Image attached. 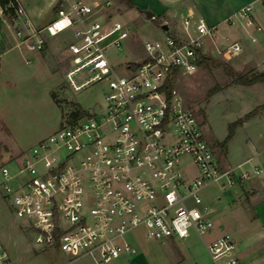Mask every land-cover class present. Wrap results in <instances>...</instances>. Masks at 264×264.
Listing matches in <instances>:
<instances>
[{"label": "built area", "instance_id": "obj_1", "mask_svg": "<svg viewBox=\"0 0 264 264\" xmlns=\"http://www.w3.org/2000/svg\"><path fill=\"white\" fill-rule=\"evenodd\" d=\"M112 6L113 0H60L53 16L36 27L18 0L0 3V15L22 20L15 32L30 51L43 49L47 36L72 29L66 76L75 90L106 83L101 110L61 119L13 170L0 166L1 195L34 243L69 259L89 256L95 264H117L121 256L135 254L128 234L160 240L185 238L193 230L202 236L214 220L200 190L213 182L223 190L262 172L259 165L244 167L245 161L239 170L223 167L174 85L178 73L197 70L203 55L229 59L243 49L242 41L190 12L181 17L179 30L167 27L161 38L141 39L143 56L120 71L107 49L124 47L130 28ZM237 21L251 42L264 34L253 3L226 17L228 24ZM82 70L87 76L76 81ZM205 247L207 264H264L242 259L228 232ZM0 264H15L1 241Z\"/></svg>", "mask_w": 264, "mask_h": 264}, {"label": "rangeland", "instance_id": "obj_2", "mask_svg": "<svg viewBox=\"0 0 264 264\" xmlns=\"http://www.w3.org/2000/svg\"><path fill=\"white\" fill-rule=\"evenodd\" d=\"M113 1L114 5L111 10L120 20L128 24L131 29L130 45L137 53H133L132 49L126 46L120 49L108 47V56L114 61L116 67L122 70V65L131 61L123 62L126 58L137 56L136 59H138L143 55L141 39H158L163 36L160 27L155 24L161 22L162 18L160 16H156L155 19L148 18L143 13H139L140 6L148 4L158 15L157 0H129L131 7L119 0ZM241 1L206 0L202 2V7L215 11V9L224 7L226 3L235 5ZM179 5H183L182 1ZM56 7L57 4H53L44 8L43 18L40 21L44 23L49 16L54 14ZM8 19L14 21L9 15ZM17 28L16 24L12 25V30L15 31ZM211 56L214 60L210 61L207 66L199 65L193 72L178 73L174 85L185 105L196 115L204 135L211 142L219 160L226 147L219 145L218 142L227 135L229 123L252 108L258 107L257 112L250 116L252 118L250 128L246 125L239 128L238 124L236 128L234 127L236 132L229 145L228 158L229 164L233 166L236 162H242L246 156L254 153L257 147L264 145V106H260L264 103V81L252 84L236 83L232 81L230 72L236 74L249 73L251 70L260 71L256 69L260 60L256 56L250 62L243 63L241 60L236 62L237 57L233 56L229 59L214 54ZM18 58L22 64L18 72L9 73L8 70L2 68L4 71L0 73V166L6 164L12 170L16 166V161L20 160L26 150L51 130L57 128L61 119L76 117L78 107L86 111L79 115L101 108L106 89L104 82L93 81L75 90L69 84L64 71V67L68 64L65 53L60 56L53 54L52 68H46L45 65L30 59L27 54L23 58ZM86 76L87 72L84 70L75 74V78L78 79ZM210 89L214 90L209 92ZM258 162L263 166L260 159ZM250 163L251 161H247L243 166L248 168ZM189 168L195 172L191 163ZM229 189L230 187L222 190L215 182L205 185L200 190L203 203L210 207L215 206V202L219 201L222 194L227 196L230 193L227 191ZM214 225L215 222L202 236L206 239L211 238L215 230ZM32 236V232L24 227L23 219L12 212L0 190V241L15 264H95L89 257L69 259L65 253L57 249L41 248L34 243ZM202 236L192 234L188 238L174 239L169 244L146 239L141 234H137L134 240L137 247L136 254L128 256L125 260L120 258L118 261L119 264H168L178 259L174 250L172 252L170 249L178 248L185 252L184 260L187 264L194 262L207 264L208 255ZM126 238L132 240L129 234ZM252 260L258 262L256 259Z\"/></svg>", "mask_w": 264, "mask_h": 264}, {"label": "crops", "instance_id": "obj_3", "mask_svg": "<svg viewBox=\"0 0 264 264\" xmlns=\"http://www.w3.org/2000/svg\"><path fill=\"white\" fill-rule=\"evenodd\" d=\"M18 1L24 7L26 11V15L29 17L32 24L38 27L45 24L53 16L52 14L46 19L44 23L41 22L40 20L43 18L42 10L44 8L52 6L53 4L58 5L60 0H18ZM84 1L91 3V2L103 1V0H84ZM180 1H182L183 5H179ZM203 1L206 0H157L156 7L159 11L158 15L155 14L154 8L148 4H143L142 6H140L139 13L140 14L143 13L142 12L143 9H149L154 12L155 18L156 16H160V18H162L161 19L162 21L155 24L160 27L161 34H163L166 30V28L163 27V24H166L167 27L171 30L174 31L179 30L181 17L187 13L193 12L196 14L203 15L209 23L218 24L220 26L221 33L228 34L232 38H239L242 41L243 49L238 54L233 55L234 58L237 57L235 60L236 62H238L239 60L243 61V63L250 62L254 57L257 56L260 62L256 69L263 70L264 69V34H259L256 42H251L246 37L239 22L237 21L235 24H228L226 22V17L230 15L232 12H234L236 9H238L239 7L247 3H253L254 16L256 20L260 23H264V5L258 2L257 0H242L241 2L235 5L232 4L230 5L226 3V5H224V7H222L221 9H215V11L213 10L211 11V9H208L207 7L206 8L202 7ZM192 3L193 6H191ZM113 5H114V1H113ZM180 13H184V14H180ZM166 17L172 20H169ZM13 20H14L13 22L10 21L7 15H0V23H1L0 24V73L4 71V69L2 68L8 70L9 73L18 72L17 71L18 68L21 69L22 67L21 62L18 61L19 59L18 57L23 58L25 54H27V56L30 59H34L37 62L45 65L46 68H52L53 54H57L58 56H60L62 55V53H65V55H67V62H68V64L64 67L65 73L72 67V54L67 49V44L74 38L72 29H67L53 36H47L46 44L43 49L39 51H30L26 48L24 44H19L18 42L19 39L15 32L16 30L15 31L12 30V25L16 24L18 28L24 26L22 20L20 18H17V20L16 19ZM130 39H131V29H130V35L126 39L124 46H126L130 50L132 49L131 51H133L134 53L135 50L130 45ZM135 54L137 53L135 52ZM143 54H144V50H143ZM141 57H139L138 59H140ZM136 58L137 56L128 57L123 62H125L126 60L128 61L131 60L130 62H134L138 60ZM108 59L114 66H116L114 61H112V59L109 56ZM122 67L124 68V65H122ZM51 70L52 69H50V71ZM75 80L80 81L81 79L75 78ZM104 84L106 86L105 82ZM102 107L103 104L101 108H98V110L96 111L101 110ZM89 112H94V111L89 110ZM250 120H252L251 117L243 120L237 126L241 128L243 126L245 127L246 125L248 128H250V122H251ZM235 128L231 138L228 140V143H226L225 145L226 148L225 151L223 152V155H221V160L218 159V161L223 167L232 166L229 164V159H228L230 155L229 145L235 137V132H236ZM259 159L261 160V162H263V166L259 165L260 164V162H258ZM253 160H255V162H253ZM243 161L245 162L251 161L248 169H251L253 165H259L260 167H262V172L258 175H251L248 179L244 180L243 183L230 187V189L227 190L230 191V193L227 196H224L222 194L223 197L222 196L219 197V201L215 202L214 204L215 206H212L213 208L212 217L215 222L214 225L215 230L213 233H212L213 230L210 232V234L212 233L211 238L206 239L203 236L201 238L205 246V242L215 238L216 236H219L224 232L231 233V235L237 242L238 255L242 259L245 260L256 259L257 261L264 262V145L262 146L260 145L259 147H257L255 149V152L250 154L249 156H246L243 159ZM240 162L241 161L236 162L232 167H234L236 170H239L237 164ZM195 173L196 170L195 172H192V174ZM192 234H197V233L193 230H190L189 235L186 236L185 238L190 237ZM135 239L136 238L132 237L133 242H135L134 241ZM174 239H177V237H167L160 239L158 241L167 242L170 244V242L174 241ZM173 250L178 259L169 262L168 264H172L177 261H183L185 264H187L186 261L184 260L185 252L178 248L170 249V251L172 252ZM128 256H132V255H124L121 256L120 258L125 260L128 258ZM80 257H89V256L84 255ZM118 260H117V264H119ZM208 261H209V257L207 263ZM194 263L197 264V262Z\"/></svg>", "mask_w": 264, "mask_h": 264}, {"label": "trees", "instance_id": "obj_4", "mask_svg": "<svg viewBox=\"0 0 264 264\" xmlns=\"http://www.w3.org/2000/svg\"><path fill=\"white\" fill-rule=\"evenodd\" d=\"M5 0H0V3H4ZM122 2H124L126 5L131 6V2L129 0H120ZM155 18V17H154ZM214 58L211 55H203L202 58L199 60V65L202 66H207L209 64L210 61H213ZM131 66H135L137 65V62H130ZM232 75V81L236 82V83H241V84H252L254 82L257 81H264V69L260 70V71H253L251 70L249 73L244 72V73H236V74H232V72H230ZM214 89H210L209 92H212ZM260 106H264V103H262ZM257 108H252L251 110L247 111L243 116L238 117L237 119H235L234 121H231L228 125V133L227 135L220 140V142H218L219 145H226L227 140L231 137L232 133H233V128L241 123L243 120L247 119L248 117H250L251 115L255 114L257 112ZM78 112L76 113L75 116H78L80 113H83L84 110L81 109L80 107H78Z\"/></svg>", "mask_w": 264, "mask_h": 264}, {"label": "water", "instance_id": "obj_5", "mask_svg": "<svg viewBox=\"0 0 264 264\" xmlns=\"http://www.w3.org/2000/svg\"><path fill=\"white\" fill-rule=\"evenodd\" d=\"M142 12L144 13V15L148 18H154V12L152 10H149V9H143ZM163 27L164 28H167V25L166 24H163Z\"/></svg>", "mask_w": 264, "mask_h": 264}]
</instances>
